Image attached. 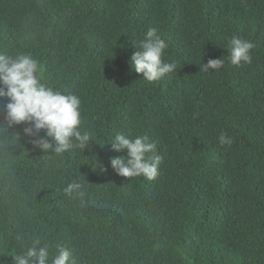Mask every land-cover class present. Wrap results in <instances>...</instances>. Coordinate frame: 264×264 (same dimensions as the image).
<instances>
[{"label": "trees", "instance_id": "trees-1", "mask_svg": "<svg viewBox=\"0 0 264 264\" xmlns=\"http://www.w3.org/2000/svg\"><path fill=\"white\" fill-rule=\"evenodd\" d=\"M149 28L177 66L152 82L129 63ZM233 35L255 44L251 64L230 63ZM18 52L80 97L95 141L42 153L23 124L7 130L20 135L0 148V261L39 237L75 264H264V0H0V53ZM210 58L224 64L205 73ZM117 133L155 143V179L113 171ZM74 178L83 200L63 194Z\"/></svg>", "mask_w": 264, "mask_h": 264}, {"label": "clouds", "instance_id": "clouds-1", "mask_svg": "<svg viewBox=\"0 0 264 264\" xmlns=\"http://www.w3.org/2000/svg\"><path fill=\"white\" fill-rule=\"evenodd\" d=\"M167 47L157 29L149 28L130 57L131 68L149 82L175 72L176 63L162 59ZM254 48L253 42L233 35L227 46L230 63L236 66L251 64L250 53ZM223 64L221 58H210L201 67L207 73L210 69H220ZM41 80L40 64L30 54L0 53V98H6L3 118L0 119V148L16 145L20 134L8 135L7 130L23 124V135L42 153L63 154L75 149L83 152L90 147V141L95 140L91 131L81 128L80 97L47 86ZM218 140L221 145L232 142L224 133ZM106 143H110L116 152H125V155L110 157V167L116 174L127 178L143 176L148 180L157 177L162 158L156 154V145L149 142L147 136L129 137L117 133ZM100 168L101 171L107 170L103 165ZM63 194L70 199L83 200L86 189L80 180L74 178L63 188ZM17 239L21 237L17 236ZM52 247L47 242L42 243L39 237H33L26 247L12 254V264H75L70 248L60 245L53 252Z\"/></svg>", "mask_w": 264, "mask_h": 264}]
</instances>
